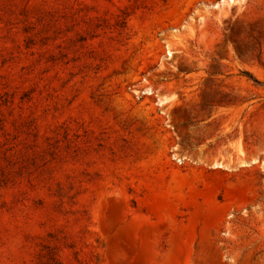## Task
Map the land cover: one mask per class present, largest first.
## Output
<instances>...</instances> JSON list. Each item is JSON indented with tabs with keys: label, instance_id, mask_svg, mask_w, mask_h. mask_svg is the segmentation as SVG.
<instances>
[{
	"label": "rangeland",
	"instance_id": "rangeland-1",
	"mask_svg": "<svg viewBox=\"0 0 264 264\" xmlns=\"http://www.w3.org/2000/svg\"><path fill=\"white\" fill-rule=\"evenodd\" d=\"M0 264H264V0H0Z\"/></svg>",
	"mask_w": 264,
	"mask_h": 264
}]
</instances>
